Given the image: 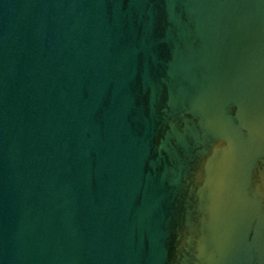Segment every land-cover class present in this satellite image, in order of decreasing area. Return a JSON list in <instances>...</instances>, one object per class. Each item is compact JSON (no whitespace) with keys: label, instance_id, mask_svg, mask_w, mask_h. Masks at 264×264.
<instances>
[{"label":"water","instance_id":"obj_1","mask_svg":"<svg viewBox=\"0 0 264 264\" xmlns=\"http://www.w3.org/2000/svg\"><path fill=\"white\" fill-rule=\"evenodd\" d=\"M0 264H264V0H0Z\"/></svg>","mask_w":264,"mask_h":264}]
</instances>
